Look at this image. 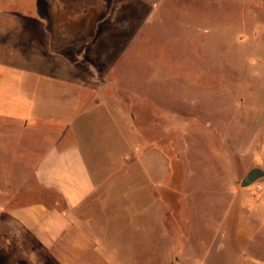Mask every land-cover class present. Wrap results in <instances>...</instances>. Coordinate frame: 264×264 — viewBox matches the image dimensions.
I'll list each match as a JSON object with an SVG mask.
<instances>
[{
  "label": "rangeland",
  "instance_id": "rangeland-1",
  "mask_svg": "<svg viewBox=\"0 0 264 264\" xmlns=\"http://www.w3.org/2000/svg\"><path fill=\"white\" fill-rule=\"evenodd\" d=\"M0 45L30 59L22 73L38 82L32 90L24 81L23 88L36 101L58 99L47 76L70 84L60 86L61 101L79 88L74 75L113 78L96 83L107 84L113 106L133 116L146 140L161 139L173 168L197 169L190 187L200 200L215 198L218 184L228 211L241 192L263 196L257 192L264 180L248 188L240 182L252 168L264 169V0H0ZM53 116L41 114L36 128L54 136L68 115ZM104 118L88 115L80 128L100 157L117 137ZM36 136L26 131L23 146ZM224 260L223 253L209 257Z\"/></svg>",
  "mask_w": 264,
  "mask_h": 264
},
{
  "label": "crops",
  "instance_id": "crops-1",
  "mask_svg": "<svg viewBox=\"0 0 264 264\" xmlns=\"http://www.w3.org/2000/svg\"><path fill=\"white\" fill-rule=\"evenodd\" d=\"M0 54V264H215L209 257L222 253V264L228 256L229 262L264 264V194L241 192L228 211L218 184L215 198L200 200L190 187L197 169L173 168L161 139L146 140L133 116L113 106L107 84L96 83L113 78L74 75L80 86L61 101L60 86L70 84L45 75L58 98L50 104L23 88L24 81L32 90L38 82L22 73L30 59L3 45ZM97 112L117 135L101 157L80 135L84 117ZM62 113L67 120L54 136L36 128L41 114L58 119ZM28 130L37 136L25 147Z\"/></svg>",
  "mask_w": 264,
  "mask_h": 264
},
{
  "label": "water",
  "instance_id": "water-1",
  "mask_svg": "<svg viewBox=\"0 0 264 264\" xmlns=\"http://www.w3.org/2000/svg\"><path fill=\"white\" fill-rule=\"evenodd\" d=\"M264 179V169L260 167L252 168L247 172V174L241 179L240 187L248 188L258 182L259 180Z\"/></svg>",
  "mask_w": 264,
  "mask_h": 264
}]
</instances>
